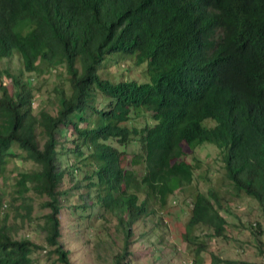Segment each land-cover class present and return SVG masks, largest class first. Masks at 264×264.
Instances as JSON below:
<instances>
[{
  "label": "trees",
  "instance_id": "16d2710c",
  "mask_svg": "<svg viewBox=\"0 0 264 264\" xmlns=\"http://www.w3.org/2000/svg\"><path fill=\"white\" fill-rule=\"evenodd\" d=\"M115 52L145 62L149 80L103 78L102 63ZM15 53L26 72L63 66L69 91L56 89L54 114L34 113L31 86L0 66V175L11 156L22 153L38 168L16 177L19 216L34 219L29 191L47 196L40 206L48 209L37 217L43 245L14 238L17 228L4 215L0 264H34L36 251L72 264L59 242L62 198L70 191L60 188L69 172L59 164L70 150L59 141L66 129L75 135L73 152H88L93 199L120 226L122 247L112 264H127L132 225L148 213L150 201L163 207L176 189L192 183L185 147L216 146L234 189L255 199L264 215V0H0V61ZM97 93L105 107L95 108ZM144 110L150 112L144 126L127 125L132 112ZM108 139L139 143L140 177L122 165L123 151ZM215 203L212 189L192 191L188 243L198 225L210 237H225L226 220ZM204 248L198 244L196 255Z\"/></svg>",
  "mask_w": 264,
  "mask_h": 264
},
{
  "label": "rangeland",
  "instance_id": "374dc122",
  "mask_svg": "<svg viewBox=\"0 0 264 264\" xmlns=\"http://www.w3.org/2000/svg\"><path fill=\"white\" fill-rule=\"evenodd\" d=\"M102 64L99 73L103 78L112 81L149 80L146 63H137L134 55L115 52L106 56ZM0 66L18 75L31 86L34 113L45 109L54 114L58 106L56 89L63 86L69 91L67 74L61 65L48 71L42 68L38 72H26L20 56L15 53L10 58L2 59ZM4 82L11 89L9 79H4ZM93 104L95 108H102L107 105V100L97 93ZM149 114L145 110L139 114L132 112L127 125L140 128L149 119ZM86 116L92 120V110H88ZM204 123L212 125L214 121L206 119ZM74 137L66 129L59 139L70 147L66 154L59 157L60 168L69 171L60 188L70 190L62 198L59 242L68 250L72 264H112L122 247L120 226L117 225L116 217L100 208L93 199L94 189L88 188L90 180L96 181L95 177L92 178L93 167L87 159L86 149L83 156L73 152L71 139ZM105 142L123 151L122 165L134 170L137 177L144 173V162L134 161L139 160L136 156L140 151L139 143L129 142L122 146L116 139ZM16 154L11 156L5 172L0 175V222L7 214V224L17 228L12 232L14 238L25 237L43 245L45 234L39 227L41 220L38 218L48 212V209L40 206L47 196L40 197L29 191L27 196L33 205L31 217L34 219L22 221L19 215L24 214V210L20 207L22 200L17 199L14 191L15 180L18 172L37 169L38 166L30 160L22 159V153ZM184 159L193 165L192 183L176 189L167 197L163 207L150 201L148 213L132 225L129 245L131 255L127 264H226L223 260H231L234 262L232 264H264V215L255 199L234 189L225 175L220 150L213 144L204 142L193 149L185 147ZM78 184L80 187L75 188ZM194 189L203 193L210 189L215 192V205H220V214L226 220L225 237H210V230L198 225L188 234L191 243L185 240ZM139 196L143 198V192ZM83 206L89 208H82ZM201 243L205 248L196 255L197 246ZM31 257L34 264H60L56 261V256H49L45 251L33 252Z\"/></svg>",
  "mask_w": 264,
  "mask_h": 264
}]
</instances>
